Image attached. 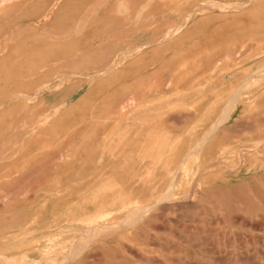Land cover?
<instances>
[{
	"label": "rangeland",
	"instance_id": "1",
	"mask_svg": "<svg viewBox=\"0 0 264 264\" xmlns=\"http://www.w3.org/2000/svg\"><path fill=\"white\" fill-rule=\"evenodd\" d=\"M252 1L0 0V264H264Z\"/></svg>",
	"mask_w": 264,
	"mask_h": 264
},
{
	"label": "bare ground",
	"instance_id": "2",
	"mask_svg": "<svg viewBox=\"0 0 264 264\" xmlns=\"http://www.w3.org/2000/svg\"><path fill=\"white\" fill-rule=\"evenodd\" d=\"M4 1H5V0H1V2H4ZM257 1H260V0H253L252 2H257ZM252 2H250V3H252ZM208 5H210V4H208ZM246 6H247V5H245V6L242 5V6H238V7H239V8H244V7H245V8H246ZM219 7H220V6H219ZM212 8H213V7H212ZM231 8H232V7H231ZM231 8H230V9H231ZM235 8H237V7H235ZM240 10H241V9H240ZM32 11H33V10H32ZM252 12H253V11H252ZM228 22H229V21H228ZM182 28H183V27H182ZM180 29H181V28H180ZM173 32H174V31H173ZM165 40H167V39H165ZM125 57H126V56H125ZM128 57H129V56H128ZM122 58H123V57H122ZM110 68H111V67H110ZM112 69H113V68H112ZM104 72H105V71H104ZM255 73H257V72H255ZM100 75H101V74H100ZM254 75H256V74H254ZM103 76H104V75H103ZM263 76H264V75H263ZM43 87H44V86H43ZM48 87H49V86H48ZM37 91H38V90H36V92H37ZM35 96H36V95H35ZM19 98H20V97H19ZM23 98H24V96H23ZM27 98H28V97H27ZM30 99H31V98H30ZM229 105H230V104H229ZM229 105H228V106H229ZM228 106H227L226 108H228ZM226 110H227V109H226ZM225 113H226V112H224V114H225ZM224 114H222V116H221V115H220V116L223 117ZM225 116H226V114H225ZM221 117H220V118H221ZM223 120H224V119H223ZM223 120H222V119H219L217 122H218V123H221V122H223ZM218 123H217V124H218ZM212 128H213V127H212ZM212 130H213V129H212ZM211 133H212V132H211ZM207 138H208V137H207ZM207 138H206V139H207ZM202 139H203V138H202ZM206 139H205V140H206ZM203 144H204V143H203ZM198 146H199V145H198ZM194 147H196V146H194ZM191 150L193 151V149H191ZM196 150H198V148H197ZM192 151H189V153L192 152ZM193 152H194V151H193ZM187 155H188V154H187ZM159 200H160V199H159ZM161 200H162V198H161ZM104 228H106V227H104ZM103 230H105V229H103ZM97 231H98V230H97ZM106 231H107V230H106ZM103 233H104V232H102V234H103ZM104 234H105V233H104ZM96 235H97V234H96ZM89 236H90V235H89ZM91 236H92V235H91ZM79 238H80V237H79ZM75 243H76V242H75ZM81 243H82V242H81ZM81 243H80V244H81ZM78 245H79V244H78ZM85 245L87 246V244H85ZM76 247H77V245H76ZM82 247H83V246H82ZM74 248H75V247H74ZM85 248H86V247H85ZM83 249H84V248H83ZM71 251H72V250H71ZM69 253H70V252H69ZM77 253H78V252H77ZM52 255H53V254H52ZM77 255H78V254H77ZM73 257H74V256H73ZM74 260H75V258H74ZM1 263H2V262H1ZM65 264H66V263H65Z\"/></svg>",
	"mask_w": 264,
	"mask_h": 264
},
{
	"label": "crops",
	"instance_id": "3",
	"mask_svg": "<svg viewBox=\"0 0 264 264\" xmlns=\"http://www.w3.org/2000/svg\"><path fill=\"white\" fill-rule=\"evenodd\" d=\"M133 65L134 64H132V67H133ZM138 68V67H137ZM136 68V69H137ZM134 72H135V67H134V71H133V68H131V72H130V76H131V78H132V76H134ZM136 76V75H135ZM149 76V74H146V75H143L142 76V79H147V77ZM135 78V77H134ZM135 79H137V77L135 78ZM133 81V80H132ZM130 82L131 83V85H134V84H137L138 82H135V81H133V82ZM144 83V81L142 82V84ZM145 87V85L143 86V88ZM148 95L146 96V99H148L149 98V93H147Z\"/></svg>",
	"mask_w": 264,
	"mask_h": 264
}]
</instances>
